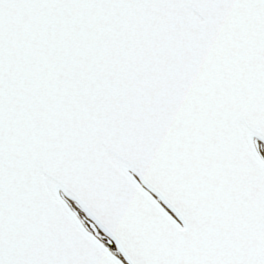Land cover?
Masks as SVG:
<instances>
[{
  "label": "snow or ice",
  "instance_id": "6c2138e0",
  "mask_svg": "<svg viewBox=\"0 0 264 264\" xmlns=\"http://www.w3.org/2000/svg\"><path fill=\"white\" fill-rule=\"evenodd\" d=\"M0 264H264V0H0Z\"/></svg>",
  "mask_w": 264,
  "mask_h": 264
}]
</instances>
